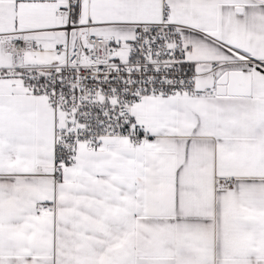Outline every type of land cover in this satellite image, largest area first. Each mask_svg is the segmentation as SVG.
<instances>
[{
	"label": "snow or ice",
	"instance_id": "snow-or-ice-1",
	"mask_svg": "<svg viewBox=\"0 0 264 264\" xmlns=\"http://www.w3.org/2000/svg\"><path fill=\"white\" fill-rule=\"evenodd\" d=\"M0 264H264V0H0Z\"/></svg>",
	"mask_w": 264,
	"mask_h": 264
}]
</instances>
